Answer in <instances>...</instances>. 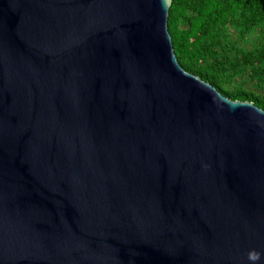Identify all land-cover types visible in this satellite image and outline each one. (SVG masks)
I'll return each instance as SVG.
<instances>
[{
	"label": "water",
	"instance_id": "95a60500",
	"mask_svg": "<svg viewBox=\"0 0 264 264\" xmlns=\"http://www.w3.org/2000/svg\"><path fill=\"white\" fill-rule=\"evenodd\" d=\"M172 0H0V264H264V111L186 72Z\"/></svg>",
	"mask_w": 264,
	"mask_h": 264
},
{
	"label": "trees",
	"instance_id": "16d2710c",
	"mask_svg": "<svg viewBox=\"0 0 264 264\" xmlns=\"http://www.w3.org/2000/svg\"><path fill=\"white\" fill-rule=\"evenodd\" d=\"M168 31L186 72L264 111V0H172Z\"/></svg>",
	"mask_w": 264,
	"mask_h": 264
},
{
	"label": "clouds",
	"instance_id": "9594fccd",
	"mask_svg": "<svg viewBox=\"0 0 264 264\" xmlns=\"http://www.w3.org/2000/svg\"><path fill=\"white\" fill-rule=\"evenodd\" d=\"M261 255L262 254L260 252H250L248 259L252 262V264H256V262L261 260Z\"/></svg>",
	"mask_w": 264,
	"mask_h": 264
}]
</instances>
